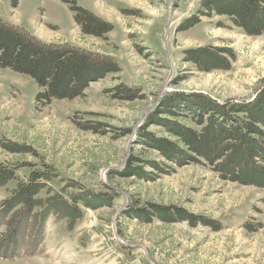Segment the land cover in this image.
<instances>
[{
	"label": "rangeland",
	"instance_id": "1",
	"mask_svg": "<svg viewBox=\"0 0 264 264\" xmlns=\"http://www.w3.org/2000/svg\"><path fill=\"white\" fill-rule=\"evenodd\" d=\"M199 2L75 0L111 25L109 32L94 36L82 31L71 5L60 0H0L3 21L42 42L111 58L120 70L90 82L82 96L44 104L36 102L39 87L31 78L0 68V163L15 167L16 177L0 187V202L16 180L25 181L43 164L56 177L44 190L61 191L62 205L69 207L76 198L78 210L76 218L62 207L57 210L62 215L50 213L38 246L35 227L23 218L15 222L9 239L18 240L17 255L0 256V264H264V188L225 180L206 163H167L139 140L165 94L248 101L264 80V34L246 35L217 15L177 30ZM205 46L230 48V68L197 71L183 62L184 50ZM119 86L133 90L132 99L118 95ZM97 124L102 126L84 127ZM146 131L164 135L154 125ZM134 157L155 162L157 170L139 162L130 169ZM139 168L145 174L133 172ZM150 205L182 208L215 221L220 230L132 216V210H151Z\"/></svg>",
	"mask_w": 264,
	"mask_h": 264
},
{
	"label": "trees",
	"instance_id": "2",
	"mask_svg": "<svg viewBox=\"0 0 264 264\" xmlns=\"http://www.w3.org/2000/svg\"><path fill=\"white\" fill-rule=\"evenodd\" d=\"M60 1L71 5L70 10L75 12L74 21L85 34L101 36L110 31L111 25L76 6L75 0ZM212 15L228 17L246 35L264 34V0H200L194 15L177 30L189 29L197 25L201 17L211 18ZM233 59L232 50L226 46L196 47L183 51V62L191 63L197 71L228 70ZM0 68L31 78L39 87L36 102L44 104L82 96L90 82L120 71L111 58L69 44L42 42L24 28L1 18ZM117 91L118 95L128 99L134 95L133 90L124 86H119ZM186 122L195 127L186 125ZM149 125L160 127L164 135L155 136L147 132L146 126ZM90 126L84 127L98 129L102 125ZM139 136L142 146L157 153L167 163L176 166L190 162L206 163L225 180L264 188V80L257 86L255 96L248 101L216 103L201 94H165L159 108L140 129ZM134 162L157 170L155 162L137 160L135 157L131 158L130 169ZM14 169L0 163V187L16 178ZM133 172L145 174L141 168ZM53 178L56 177L51 174L50 168L42 164L40 168L31 170L25 181L16 180L15 188L0 202V214H5L0 218V228H5L0 232L1 257L17 255L19 245L15 251L13 248L18 240L9 239V230L14 231L17 227L15 222H20V219L26 220L28 226L35 227L38 246L50 213L60 216L62 214L57 210L62 207L64 211H70L73 218L77 217L78 210L74 206L76 198L73 203H68L73 204L69 207L62 205L65 202L61 191L59 195H50L52 189L44 190L45 183ZM43 191L48 195L40 198L38 195ZM76 197L82 201L81 195ZM88 197L91 199L92 195ZM106 199L110 200V197ZM51 205L55 208H51ZM150 208L132 210V216L147 223L156 218L163 223L181 221L191 227L201 223L215 231L220 230L215 221L190 214L182 208L171 205H150ZM12 236L15 237L16 233Z\"/></svg>",
	"mask_w": 264,
	"mask_h": 264
},
{
	"label": "built area",
	"instance_id": "3",
	"mask_svg": "<svg viewBox=\"0 0 264 264\" xmlns=\"http://www.w3.org/2000/svg\"><path fill=\"white\" fill-rule=\"evenodd\" d=\"M168 91L172 92L173 90H172V88H170V89H168Z\"/></svg>",
	"mask_w": 264,
	"mask_h": 264
},
{
	"label": "crops",
	"instance_id": "4",
	"mask_svg": "<svg viewBox=\"0 0 264 264\" xmlns=\"http://www.w3.org/2000/svg\"><path fill=\"white\" fill-rule=\"evenodd\" d=\"M13 24V23H12Z\"/></svg>",
	"mask_w": 264,
	"mask_h": 264
}]
</instances>
